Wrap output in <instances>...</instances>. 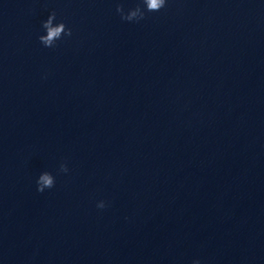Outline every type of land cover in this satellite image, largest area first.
<instances>
[{"label":"clouds","instance_id":"9594fccd","mask_svg":"<svg viewBox=\"0 0 264 264\" xmlns=\"http://www.w3.org/2000/svg\"><path fill=\"white\" fill-rule=\"evenodd\" d=\"M168 0H138L135 7L125 9L122 3H118L116 6V12L120 15L121 20L127 22H140L146 18L147 13L159 12L161 9L167 6ZM57 14L52 11L47 19L43 21L42 27L46 34L38 37L40 43L46 48H55L57 42L62 40L64 37L72 36V29L67 27L63 21L54 23L56 21ZM59 173L67 174L69 168L67 163H61L59 166ZM56 178L52 173L48 171L42 172L37 180V191L43 193L46 189H52L55 186ZM97 208L104 209L107 204L101 200L97 202ZM193 264H200L199 260L193 261Z\"/></svg>","mask_w":264,"mask_h":264}]
</instances>
